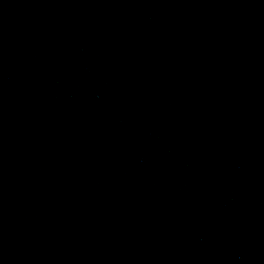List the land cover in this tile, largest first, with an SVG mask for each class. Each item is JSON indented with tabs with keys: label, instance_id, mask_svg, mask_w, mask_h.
<instances>
[{
	"label": "water",
	"instance_id": "1",
	"mask_svg": "<svg viewBox=\"0 0 264 264\" xmlns=\"http://www.w3.org/2000/svg\"><path fill=\"white\" fill-rule=\"evenodd\" d=\"M0 264H264V0H0Z\"/></svg>",
	"mask_w": 264,
	"mask_h": 264
}]
</instances>
